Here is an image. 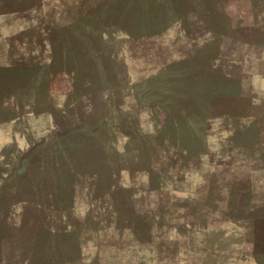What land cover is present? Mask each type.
Wrapping results in <instances>:
<instances>
[{
	"label": "rangeland",
	"instance_id": "obj_1",
	"mask_svg": "<svg viewBox=\"0 0 264 264\" xmlns=\"http://www.w3.org/2000/svg\"><path fill=\"white\" fill-rule=\"evenodd\" d=\"M0 264H264V0H0Z\"/></svg>",
	"mask_w": 264,
	"mask_h": 264
},
{
	"label": "trees",
	"instance_id": "obj_2",
	"mask_svg": "<svg viewBox=\"0 0 264 264\" xmlns=\"http://www.w3.org/2000/svg\"><path fill=\"white\" fill-rule=\"evenodd\" d=\"M224 89V88H223ZM136 218H137V216L136 215H134ZM138 221V220H137ZM260 229V228H259ZM261 231V230H260Z\"/></svg>",
	"mask_w": 264,
	"mask_h": 264
}]
</instances>
